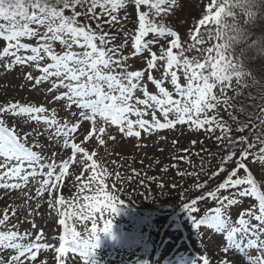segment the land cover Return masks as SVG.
Masks as SVG:
<instances>
[{"label": "rangeland", "instance_id": "374dc122", "mask_svg": "<svg viewBox=\"0 0 264 264\" xmlns=\"http://www.w3.org/2000/svg\"><path fill=\"white\" fill-rule=\"evenodd\" d=\"M162 1L113 2L116 18L99 7L111 0H95L92 17L70 6L77 29L36 6L11 32L0 10L6 264H219L227 238L244 264H264V148L249 129L227 154L245 86L227 38L252 23L238 0ZM81 160L56 212L42 197Z\"/></svg>", "mask_w": 264, "mask_h": 264}, {"label": "trees", "instance_id": "16d2710c", "mask_svg": "<svg viewBox=\"0 0 264 264\" xmlns=\"http://www.w3.org/2000/svg\"><path fill=\"white\" fill-rule=\"evenodd\" d=\"M84 1L87 2L80 3L79 0H0V8L5 13L6 20L8 21L6 24H11L13 29L19 30L25 25L29 15L36 11V6L45 8L48 11L59 12L64 20L71 22L73 15L69 8L70 6L78 7L80 4L79 6L86 13L88 12L87 15L92 17L93 12L97 11L96 7L92 6L95 0ZM111 2L109 5H105V7L103 5L99 6L106 18H116L114 7H116L118 0H111ZM113 2H115L114 7ZM165 3L166 1L163 2L162 0H146L144 9L150 8L152 5H159V8L164 9ZM237 3L243 8L244 19L251 22L252 25L242 26L243 33L240 38H235L234 40L231 38L233 36L227 38L229 46L232 48L231 57L234 58L235 56V60H237L240 68L239 72L244 74L245 77L244 89L235 96V99L230 104V111L233 109L236 112V117L232 114V118H236L232 121L236 122L233 128L238 132L232 136V147L227 153L229 156L233 155L238 144V148L240 147L241 137L237 138L235 135L247 132L249 129H251L249 134L252 133L253 148L258 150L259 153L264 148V34L257 33L258 31L256 30L260 21L264 19L263 7H261V0H238ZM99 18L97 20L100 24L97 21L94 22H96L98 27H102L104 21L101 15ZM89 28L93 29L96 27L89 26ZM248 29H252V31ZM139 35L141 36L142 34ZM117 56H126L123 53V47L117 51ZM235 164V167L238 168V164L236 162ZM187 203L191 202L184 204L187 205ZM135 205L142 207L144 203L138 200V204ZM182 206L184 205L182 204ZM125 216H122L121 220Z\"/></svg>", "mask_w": 264, "mask_h": 264}, {"label": "bare ground", "instance_id": "6f19581e", "mask_svg": "<svg viewBox=\"0 0 264 264\" xmlns=\"http://www.w3.org/2000/svg\"><path fill=\"white\" fill-rule=\"evenodd\" d=\"M83 169H85V167L82 160L80 162H73L69 169L61 175V187L58 194L49 199L46 195L43 196L42 199L44 204H51V207H53L56 212L57 210L63 212V209L69 202V198L73 197L76 193L79 184L76 179H78L80 174L84 172ZM223 251L221 258H219V264H244V254L239 247L235 245L233 238H227L225 240V248ZM9 257L8 251L5 250V246L1 243L0 264H6Z\"/></svg>", "mask_w": 264, "mask_h": 264}]
</instances>
